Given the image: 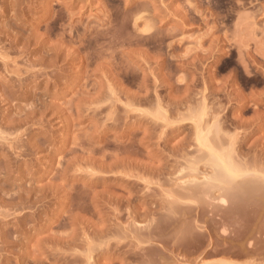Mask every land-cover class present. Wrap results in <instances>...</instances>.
Wrapping results in <instances>:
<instances>
[{
  "label": "rangeland",
  "instance_id": "374dc122",
  "mask_svg": "<svg viewBox=\"0 0 264 264\" xmlns=\"http://www.w3.org/2000/svg\"><path fill=\"white\" fill-rule=\"evenodd\" d=\"M81 1L82 0H0V54L5 55L6 57L3 56L5 59L9 56L7 59L9 61L5 62L6 60L0 55V59L2 58L5 60H0V141L4 136L0 142V212H5L6 210V213H8L10 217H15V221L18 219L17 217H19L17 222H15L12 217L11 219L10 217L8 218L7 216L9 215H6L4 212L0 215V236L4 232L6 233V235L4 234L5 238L7 237L6 239L2 238L4 236L0 237L2 238V240L0 239V264H30L28 255L30 253V255H32L33 252L35 256L32 255L31 257L36 258V256H38L37 258L41 261L43 260V264H77L78 262L80 264H90L91 261L94 264H264V0H154L155 2L153 0H102L103 2L99 0H90V2L89 0L88 2L87 0H83L84 3ZM97 2H100L99 4L103 7L102 9ZM150 2L153 6L149 4ZM85 3H87V5ZM83 4L85 7L83 6L84 9H81ZM71 5H73V8ZM146 6L148 9L150 8V11L142 8H146ZM48 7L52 9L49 11L47 10L49 9ZM142 9L146 12L145 14L144 11L142 12ZM56 11H60L62 14L60 15V12L57 13ZM56 15L61 17L60 22ZM135 16H144V19L147 18V20L150 21L148 23L149 25L146 23L147 20H139V26L137 25L138 28L133 30L132 28L134 27L132 23L134 21L133 17L135 19ZM128 20L132 27L127 29L128 31L123 30V28H121V33H119L121 29L118 31L120 36L123 32L124 35H127V37H124L122 34L126 39L122 38L121 40V38H118L120 36L117 35L116 28H120L119 26L123 24V27L126 29L124 25H126ZM53 21L54 23H52ZM124 21L127 22L124 24ZM49 26L51 29H49ZM148 27L152 29L153 34L156 36L157 44L152 41L155 39L153 38V34H151V38H153H150L151 40H148L150 36L146 37L147 40L145 38L140 39V37L143 38L146 36L145 32L144 36L142 32L146 28L148 30ZM113 29L117 35V37H114V40L112 37L116 35ZM45 30L48 31L47 34ZM111 30H113V34ZM86 31H89V33ZM94 31H96L97 34ZM108 32L112 37L108 35ZM128 32H133L134 34ZM35 34L37 35L35 36ZM42 34L49 35V37H44ZM63 35L67 36L64 38ZM96 35L98 38H96ZM132 35L136 37L133 38L131 37ZM42 36L46 40L42 38ZM38 37L45 40V43H49V46L46 44L48 46L47 48H50L54 52L44 48L46 47V45L42 43L44 41ZM29 38L30 40H28ZM115 38L118 40L120 39V42L117 39L116 41ZM64 39H66V43H63ZM70 40L76 43L73 44ZM121 41L123 43H121ZM57 42L63 44L59 45ZM114 42L117 43L114 44ZM37 43L40 46L42 44L44 46L42 45L43 47H40ZM66 45L69 48L70 46L75 47H72L75 53L72 48H70L71 50L69 48L67 49ZM62 46L64 50L65 48L67 49L65 52L70 54L73 50L72 53L80 57L76 55L74 56L75 58L73 57L72 59L70 56L73 54H71L69 57L72 60H70V58L66 60L69 54L64 53V50L61 51ZM98 51L100 56L96 54ZM101 51L105 52L102 54L100 53ZM108 53H111L110 60L108 59ZM93 54L95 55L93 56ZM101 54L102 56L104 55V58H101V60L104 59V64L108 65L109 63L108 66L112 67H110L111 70H108L110 68L101 64L100 66L102 67L103 65L106 71L112 72L113 68H117L113 65H116V63H122L126 66L122 67L118 64V67L120 65L122 69L131 70H128V74L123 75L122 72L121 74L119 73L120 76H118V72H120L119 68L121 69V67H119L115 70L113 69L115 72V74L113 73L114 76L117 75L118 77L109 76V73L106 75V71L103 70L104 68L100 67L101 71H99L100 63H97L101 61L99 58ZM76 57L82 62H80L78 58L76 59ZM28 58L30 60H28ZM111 58L114 60H111ZM107 59L108 63L105 61ZM13 60L16 63L15 65L14 62H10ZM26 60L28 63H26ZM31 60L35 63L31 62ZM67 61L69 62L67 63ZM103 61H101V63ZM3 62L4 66L2 64ZM74 62L78 64L76 63L75 65ZM79 62L83 63L81 64V70L76 69L78 66L81 67ZM5 63H10L7 64L8 68ZM69 63L70 65L71 63L73 64L71 65L72 67ZM29 65H31V68H29ZM67 65H69L70 69H68ZM83 65L85 66V70L83 69ZM13 66L17 70H13ZM34 67L36 71L37 68H39L38 70H41V68L43 70H41L42 72L38 71V75H36L37 73ZM96 67H98L97 70ZM9 68L14 72L19 71L21 76H16L19 72L17 74L13 72L15 76L12 75L13 73L8 70ZM60 68L65 69V71L63 69L61 71ZM31 69H34L36 78ZM87 69L88 71L90 70V75L85 74L86 72L88 73ZM133 69L136 73L132 72L134 71ZM95 71H99V73ZM10 72L12 74H10ZM64 72L67 76L63 74ZM70 72H74L75 74ZM102 72L105 73L104 75L106 78L107 76L110 78L108 77L106 80L104 77L105 80H103ZM56 74H60L61 76L58 75L57 77ZM92 74L101 75H96L95 77V75L93 76ZM113 74L111 73V75ZM144 74L146 79L143 78ZM31 75L33 77H31ZM44 75L48 76L44 77ZM126 75H130L131 77ZM111 77L114 78L113 80L116 79L114 82H118V84H113L114 82L111 81ZM49 78H54L53 80L57 78L53 82L50 80L54 88L48 81ZM83 79H85L87 85ZM57 81L62 83H58L59 85L57 86V84L55 85ZM90 81L92 83H90ZM96 81L99 84L98 87L94 86V84H97L95 83ZM82 85H86L84 90L80 92L82 93V97L84 95L83 93H87L89 95L85 98H94L92 101H89V99L86 101L84 97L83 99L85 100H82V97H79L80 93L78 92L81 91ZM107 85H112V89L111 87L109 89ZM93 86L97 89L102 86V88L100 87L102 93L99 91V97L103 98V100L98 97V90L96 92ZM70 87L74 88L71 89ZM120 90H122V93L119 96ZM8 92L11 94L9 93L8 95ZM126 92L129 94L128 97L130 98L125 96V94L127 95ZM76 95L81 101H86L88 103H82L79 98V100L77 99ZM108 95L112 97L110 98ZM118 99H121V103ZM39 100H42V104H40L41 102H39ZM93 101L99 106L93 103ZM67 104L69 106L71 105L70 108L73 105V109H64L67 108ZM48 105L53 108H58V111H61L59 113L62 114L64 111L65 113L67 111H72L73 116L76 117H73L71 112H69L71 115L68 114V116L64 113L66 115V120H64V117H60L63 115L60 114L59 117L63 119L60 120L62 123L59 124L60 121L58 120L60 118L57 119L59 113ZM100 105H103V110H101L102 107ZM129 105L131 107H129ZM113 106H115L114 108H116V110L113 109ZM97 107H101V111H98L99 109ZM126 107L128 110H125L127 109ZM84 108L86 111L89 109V113L86 111L84 112ZM44 109L48 111L46 112ZM79 109L84 112V117L82 116V112L78 111ZM92 110L94 112L96 111V113L92 114ZM42 111L45 113L43 114ZM128 111L130 113H128ZM55 112L57 115L55 114V117H53ZM110 113L117 116L116 118L119 120L115 119L113 121V114L111 115ZM108 115L112 119V122L107 120ZM67 117H71V120L75 118L74 122L72 120V125H68V123H71V120ZM42 119H46L47 121H45L47 123ZM67 119L68 123L66 124L64 121H67ZM39 121L43 123V126ZM77 121L79 122L78 124H76ZM65 124L69 127L70 125L73 126V128L70 127L68 129L69 131H67V133V126H64ZM74 125H77V127ZM199 126L201 130H203V135L207 134L206 136H208L209 134V137H207L208 140L206 139L208 143H205L207 146L199 142L197 135V128ZM44 130H47V132ZM73 130L75 132V136H73L74 139L82 140L79 137L77 138L78 135H81L80 137L85 140L83 142L72 139V141H78L77 144L74 143V148L72 147V141L70 142V138H72L71 136L73 135L72 133H74L70 132ZM208 131H210V133H208ZM63 134L65 138H69L66 144L67 146L65 145L64 149L63 145L61 146L63 140H65L63 139ZM66 134L69 136L67 137ZM49 135L50 138H52L50 141ZM13 137H17L16 139L14 138V140L18 142H14ZM43 138L45 140L47 138L48 140L46 141L50 142L49 144V142L47 143L44 141L49 144V149L45 148L46 143L44 144V142L42 143L44 145H41V148H43H40L41 143L39 144L38 142H41ZM57 138L60 139L58 140ZM27 139L29 142L33 139L30 142L32 144L36 142H34L35 139L38 140L35 145L40 149L31 145ZM5 143L12 147H8ZM14 143L18 144L16 145ZM21 143L22 146L24 144L25 147H22ZM28 145H31L33 149L35 148V151H33V149L31 150V146ZM52 145L53 147L51 148ZM15 146H17V149ZM92 146L96 152L93 153V150L90 151H93L91 153L96 159L98 158V163L91 154L92 159L95 160V162L91 161L93 164L92 166H95H85L88 168L81 167V169H86V173L80 170L79 174L78 171H75V169L80 168L77 163L84 161V163H80V166L86 164L85 160H87L88 155H86V159H84L85 156H83V153L87 154L86 151L88 150V154L90 155L88 148H92ZM28 147H30L29 150H26ZM60 147H62V149ZM79 147L85 152L81 151ZM21 148H25V151ZM59 149L62 151V154ZM64 150L68 153L70 152V154L64 152ZM231 150L233 151L228 152ZM13 151L17 153L15 154ZM30 151H32V153ZM72 151H75V153H73L74 155H76V153L77 155L79 154L76 159L74 158L77 163L75 161L74 163L72 160ZM101 151L107 156L105 162L103 161V154H101ZM11 152H13V154H11ZM57 152L60 153L59 156ZM24 153L26 154L24 155ZM27 153L29 155H27ZM226 153L232 154L229 155L232 156L235 160L233 161L239 167L237 168L238 171H236L243 173H239L235 181L232 180V185H227L221 180L222 178L219 175V170L215 168V164L210 158L211 156L213 158V155L227 157ZM52 154L54 155L51 156ZM66 154L68 155L67 157ZM100 154L102 156H100ZM111 154L113 155L112 158H110L112 156ZM116 154L119 155L117 156ZM13 155L15 156L13 157ZM42 155H45V157ZM25 156L28 157L26 158ZM61 156L63 159L66 157L65 159L71 160L72 166H70L71 161L69 160L62 162V159L60 163ZM79 156L83 157L80 158ZM24 157L27 159L26 161ZM53 157L55 160L58 158L56 162L52 159ZM91 157L89 156V159ZM100 157L102 158V162L106 164L103 163L104 168L109 167L110 169V164L116 163L112 165L114 169L111 170L113 171L107 168L109 171H105L104 169V171H101L102 174L100 173L99 176H97L98 174L95 176L97 172L95 173L94 171L99 170ZM49 158L52 159L53 162ZM89 159L88 162L92 160ZM29 160H31V162ZM113 160L115 161L113 162ZM117 160L120 165L117 163ZM23 161H25V163L30 162L31 168L27 163L25 165ZM13 162H16L15 167L18 166L16 168H19V166L20 168L16 169ZM48 162L50 164H48L49 166L47 165ZM31 163L33 166H31ZM67 163H69V165ZM193 163L195 165H193ZM57 165L59 168L63 166V168H61L62 171L65 169L67 172L70 170V173H72L74 170L76 174L71 175H75L77 178L75 179V176L72 177L67 173L69 175L68 177L66 173L63 174L65 171L61 172L67 177L63 176L61 172L58 173L60 169H58L59 171L57 170ZM116 165L118 169L115 168ZM72 167L76 168L73 169ZM52 168L55 171L57 170L56 173L59 174V178L58 175L55 176V181H53V177L56 173ZM90 168L94 169L92 173L95 177L91 174ZM193 169H195V171ZM88 170H90L89 173L92 176L87 177V175H89V173L87 174ZM216 171L218 173H216ZM61 175L64 177L67 184L65 183L66 185H63L64 187L62 186V188L59 187L58 184V190H56L54 187H57L56 183H59L56 181H61L60 178L63 179ZM242 175H244L245 178ZM70 178L71 180H69ZM242 182H246L247 184ZM256 183H259V185ZM60 184H64V182ZM68 184L75 188L71 190ZM30 185L32 187V193L30 192L31 190H28ZM18 186H23L22 188L27 187L28 189L24 190ZM65 186H68L67 188L72 192L73 190L75 191V189H81L82 192L86 191L88 196L91 194V197L87 196V199H82V197H85L87 194L86 192H84V194L81 192L83 196L80 198L82 195L80 193L79 196L77 195L80 199L77 198V200H75L76 198L73 196H76L79 192L76 190L74 192L75 195H73L74 193L69 191L72 193L71 195V193L67 191L68 194H65L68 196H66L63 194L66 192L64 190H67V188L63 189ZM116 186L119 187L117 188ZM16 187L19 188V190H17ZM243 187L248 188L246 189L247 192L242 189ZM59 188L64 192H61ZM20 189L23 190L22 193ZM241 189L243 190L242 193L240 191ZM258 189L260 192L257 191ZM26 190L30 193L28 192V194ZM51 190L54 191L50 192ZM234 191L238 192L236 193ZM252 191L256 192L252 194ZM57 192L60 193V195ZM2 193L4 195H2ZM5 193L8 194V196L5 195ZM61 193L64 198L60 197ZM69 194L72 196L70 199ZM95 195L98 199H92ZM3 196H7L9 200L7 197L3 198ZM10 197H12V199H10ZM60 198L64 200L62 201ZM89 198L91 203H88ZM102 198L105 199L102 200ZM222 198L227 200L225 206L221 205L220 201ZM65 199H67L68 202L67 200L65 201ZM71 199L73 202H71ZM79 200L82 201L81 203H83V205L86 204V206L93 204L94 202L92 203V201L96 200L95 206H98L96 210H99L97 212L100 214H98V216L96 214L94 215L95 206L93 210L91 206H87L91 209L90 212H86L85 207L82 206L84 207L83 211H85V213L82 211V207L79 208L81 211L76 207V210H74L75 213L72 212L71 214H67L68 209H70V211L72 209L71 207L73 205L71 204L77 201L80 202ZM69 204L70 206L68 207L67 205ZM116 204L118 209L116 208ZM220 207H223L222 209L225 213ZM242 208H245L244 211ZM113 209H116L115 213L119 212V216L118 213H116V219H113L116 216ZM234 212L236 216L233 214ZM76 213L78 216L80 215L87 218L85 221L90 219L92 223L97 221L100 222H97V226L93 225V228L96 226L93 231L92 226L90 229L88 228L89 226L87 224L92 225L89 220L87 223L83 220L84 218L79 220L80 216L79 218L77 215H75L77 216L76 218L72 216L74 219L78 218V224L83 221V223L80 224L82 227L79 225L83 230L77 228L79 227L77 223V225L75 224L72 226L74 228L76 226L78 231L76 229L73 231H77V233H73L72 227L67 226L72 232L71 236L73 238L75 237L73 240L70 236L72 238L70 240L73 246L72 248L71 245L70 247L67 245L70 244L69 239L68 242L66 239L68 233L66 235V233L62 231L65 233L62 235L67 243L66 244L62 239L64 243L62 244V235L60 238L59 232L62 230V227L64 229L67 228L64 227L65 221L69 219L70 215ZM112 214H114V216ZM5 215L7 221L3 217ZM67 215H69V217ZM168 215H172L171 218ZM72 217L70 218L72 219ZM100 217H103V219ZM101 220H103V223L107 221V225L105 226V223L103 226ZM162 220L165 222L163 225H160L163 223L161 222ZM67 221L69 223L68 225H70L71 220ZM62 222L63 226H61ZM12 223H16V227ZM19 223L25 228L20 226ZM99 223L101 228L99 227ZM59 224L60 227H58ZM83 225L85 227H83ZM114 225L118 229H116ZM107 226V229H109L108 232L105 229ZM20 227L23 231H27L28 233L19 230ZM50 227L51 229L54 227L57 233H52L54 229L52 232L49 231ZM113 227L115 230L112 229ZM97 228H100L99 230L103 229L104 233L103 231H100V233H92L95 232ZM37 229H40V231ZM56 229H58L59 232ZM119 229L122 231H118ZM80 231H87V233L83 232V234ZM58 233L59 236L57 235ZM52 234H56V238L60 239H58L59 243L57 240H54L56 238L53 239ZM69 234L71 233L69 232ZM190 234L193 235L190 236ZM7 235L10 238H8ZM185 236L187 240H194L193 243L190 242L192 243L190 245H194L195 243L199 245L196 246L195 244V248L193 246L190 248L189 242L184 238ZM163 238L166 239V242ZM87 239H89V241ZM55 241H57V244ZM82 241H85V243ZM88 242L89 244L91 243L90 245L92 247L88 245ZM62 245L65 247L63 248ZM67 249L69 251H67ZM40 250L42 252H38ZM74 253L75 255L78 254L77 257L79 260L76 259L77 257H73ZM83 255L85 257L86 255H90L91 259L89 260L91 261L89 262L87 259L88 257L85 258ZM81 257L83 258L81 259ZM35 258H30V261L36 260ZM31 264H33V261Z\"/></svg>",
  "mask_w": 264,
  "mask_h": 264
},
{
  "label": "bare ground",
  "instance_id": "6f19581e",
  "mask_svg": "<svg viewBox=\"0 0 264 264\" xmlns=\"http://www.w3.org/2000/svg\"><path fill=\"white\" fill-rule=\"evenodd\" d=\"M94 1H95V0H94ZM99 1H100V2H103L102 0H99ZM149 1H150V0H149ZM153 1H154V0H153ZM81 2H83V0H82ZM87 2H88V0H87ZM89 2H90V0H89ZM100 2H97V3L99 4ZM154 2H155V1H154ZM16 3H17V2H16ZM83 3H84V2H83ZM146 3H147V2H146ZM85 4L87 5V3H85ZM89 4H91V3H89ZM93 4H94V3H93ZM149 4L153 6V4H151V2H150ZM96 5H97V4H96ZM147 5H148V4H147ZM64 6H65V4H64ZM64 6H63V7H64ZM72 6H73V5H71V7H72ZM83 6L85 7V5L83 4L82 7H81V9H84ZM93 6H94V5H93ZM99 6L101 7V9L103 8V7L101 6V4H99ZM27 7H28V6H27ZM39 7H40V6H39ZM61 7H62V6H61ZM96 7H97V6H96ZM105 7H106V6H105ZM139 7H140V6H139ZM149 7H151V6H149ZM159 7H160V6H159ZM48 8H49V7H48ZM72 8H73V7H72ZM142 8H143L144 10L147 9L148 11H150V10H149L150 8L148 9L147 6H146V8H145V7H142ZM153 8H154V7H153ZM153 8H151V9H153ZM155 8H156V6H155ZM167 8H168V7H167ZM167 8H166V9H167ZM50 9H52V8H49V9H47V10L50 11ZM63 9H64V8H63ZM143 9H142V12L144 11ZM166 9H165V10H166ZM24 10H25V9H24ZM60 10H61V9H60ZM64 10H65V9H64ZM138 10H139V9H138ZM156 10H157V9H156ZM167 10H168V9H167ZM57 11H58V10H57ZM57 11H56V12H57ZM152 11H153V10H152ZM168 11H169V10H168ZM52 12H53V11H52ZM59 12H60V11H59ZM59 12H57V13H59ZM155 12H156V11H155ZM45 13H47V12H45ZM145 13H146V12L144 11V14H145ZM18 14H19V12H18ZM51 14H52V15H55L54 13H51ZM61 14H62V13L60 12V15H61ZM173 14H174V13H173ZM182 14H183V13H182ZM182 14H181V16H182ZM49 15H50V13H49ZM57 15H59V14H57ZM57 15H56V16H57ZM64 15H65V14H64ZM101 15H102V14H101ZM142 15H143V14H142ZM183 15H184V14H183ZM44 16H45V15H44ZM56 16H55V17H56ZM157 16H158V15H157ZM184 16H185V15H184ZM70 17H71V16H70ZM136 17H137V16H135V19H134V17H133V20H134V21H133V23L131 22V23H132V26L134 27V28H132L133 30H134L135 28H138L137 25L139 26V20L142 21V20L144 19V16H143V17L138 16L137 18H136ZM147 17H148V16H147ZM153 17H154V16H153ZM182 17H183V16H182ZM47 18H48V17H47ZM53 18H54V17H53ZM58 18H59V22H60V18H61V17H58V16H57V19H58ZM105 18H106V17H105ZM183 18H184V17H183ZM19 19H20V18H19ZM65 19H66V18H65ZM128 19H129V17H128ZM150 19H151V18H150ZM181 19H182V18H181ZM63 20H64V19H63ZM124 20H125V18H124ZM144 20H147V18L144 19ZM56 21H58V20H56ZM130 21H131V20H130ZM141 21H140V22H141ZM184 21H185V20H184ZM184 21H183V22H184ZM120 22H121V21H120ZM122 22H123V20H122ZM125 22H127V21H124V24H125ZM143 22H144V21H143ZM149 22H150V21L147 20L146 23L148 24ZM52 23H54V21H53ZM57 23H58V22H57ZM144 23H145V22H144ZM55 24H56V23H55ZM119 24H120V23H119ZM147 24H146V26H147ZM51 25H52V24H51ZM130 25H131V24H130V22H129V20H128V22L126 23V25H124V26L126 27V29L123 27V24H121L122 27L119 26L120 28H116V32L118 33V31H119L121 28H123V30L128 31L127 29H130V28L132 27V26H130ZM144 25H145V24H144ZM148 25H149V24H148ZM53 26H54V25H53ZM49 27H50V26H49ZM128 27H129V28H128ZM153 27H154V26H153ZM52 28H54V27H52ZM113 28H114V27H113ZM148 28H149L148 30H147V28H146V29H144L143 32H142L143 36H144V32H145L146 36H144L143 38L140 37V39H144V38L146 39V37H148V36H150V37H148V40L151 38V36H152L151 34H153V32H152V29H151L150 27H148ZM2 29H3V28H2ZM49 29H51V27H50ZM150 29H151V30H150ZM53 30H54V29H53ZM92 30H94V29H92ZM113 30H114V29H113ZM113 30H111V32H112ZM133 30H132V31H133ZM145 30H146V31H145ZM153 30H154V29H153ZM45 31H47V30H45ZM74 31H75V30H74ZM96 31H97V30H96ZM96 31H94V32H96ZM121 31H122V29L119 31V33H121ZM126 31H125V32H126ZM51 32H52V31H51ZM51 32H50V33H51ZM84 32H85V31H84ZM86 32L89 33V31H86ZM97 32H98V31H97ZM97 32H96V34H97ZM105 32H107V31H105ZM113 32H114V34L116 33L115 30H114ZM113 32H112V34H113ZM150 32H152V33H150ZM45 33L47 34L48 31L45 32ZM119 33H118L117 35L120 36ZM123 33H124V32H123ZM123 33H122V34H123ZM128 33H133V32H128ZM137 33H138V32H137ZM140 33H141V32H140ZM148 33H149L150 35H149ZM90 34H91V31H90ZM98 34H99V33H98ZM122 34H121L120 37H118V38H121V40H122V38H124L125 36L127 37V35H124V34H123V35H124V37H123ZM133 34H134V33H133ZM147 34H148V35H147ZM36 35H37V34H35V36H36ZM42 35H43V34H42ZM68 35H71V34H68ZM86 35H87V34H86ZM88 35H89V34H88ZM108 35H109V32H108ZM115 35H116V34H115ZM117 35H116V36H113V37H112L111 35H109V36H111V37L113 38V40H114V37H117ZM129 35H130V34H129ZM38 36H39V35H38ZM43 36H44V37H45V36H46V37H49V35H48V36H47V35H43ZM43 36H42V38H44ZM63 36H64V35H63ZM63 36H62V37H63ZM65 36H67V35H65ZM65 36H64V38H65ZM104 36H105V34H104ZM109 36H108V37H109ZM153 36H154L153 38L156 37L154 34H153ZM40 37H41V36H40ZM50 37H51V35H50ZM68 37H69V36H68ZM89 37H90V36H89ZM92 37H93V36H92ZM100 37H101V36H100ZM106 37H107V36H106ZM111 37H110V38H111ZM129 37H130V36H129ZM131 37L134 38V37H136V36H135V35H132ZM38 38H39V37H38ZM42 38H39V39H42ZM96 38H98L97 35H96ZM112 38H111V39H112ZM153 38H151V39H153ZM44 39H45V38H44ZM47 39H48V38H47ZM70 39H71V37H70ZM83 39H84V38H83ZM91 39H92V38H91ZM111 39H110V40H111ZM116 39H117V38H115V40H116ZM124 39H126V38H124ZM128 39H129V38H128ZM151 39H150V40H151ZM155 39H156V38H155ZM155 39H153L152 41H153V43H156V44H157V39H156V40H155ZM28 40H30V38H29ZM42 40H43V39H42ZM45 40H46V39H45ZM45 40H43L44 42H42V43L46 45L47 43H45ZM48 40H49V39H48ZM50 40H51V38H50ZM65 40H66V39H64V41H65ZM87 40H90V39H87ZM97 40H99V39H97ZM97 40H96V41H97ZM117 40H118V39H117ZM117 40H116V41H117ZM132 40H133V39H132ZM146 40H147V39H146ZM146 40H145V41H146ZM31 41H32V40H31ZM59 41H60V39H59ZM61 41H62V40H61ZM64 41H63V43H66V41H65V42H64ZM70 41L73 43V40H70ZM96 41H94V42H96ZM118 41L120 42V39H119ZM152 41H151V42H152ZM154 41H156V42H154ZM46 42H47V41H46ZM91 42L93 43L92 40H91ZM110 42H111V41H110ZM126 42H127V41H126ZM126 42H125V43H126ZM34 43H35V42H34ZM38 43H39V42H38ZM38 43H37V44H38ZM53 43H54V42H53ZM57 43H58V42H57ZM63 43H62V44H63ZM75 43H76V42H75ZM75 43H73V44H75ZM97 43H98V42H97ZM116 43H117V42H114V44H116ZM121 43H123V42L121 41ZM121 43H120V44H121ZM43 44H42V45H43ZM48 44H49V43H48ZM48 44H47V45H48ZM50 44H51V41H50ZM58 44L60 45L61 43H58ZM62 44H61V45H62ZM67 44H68V42H67ZM158 44H159V41H158ZM38 45H39V44H38ZM42 45H41V46L39 45V46H40V47H43L44 45H43V46H42ZM47 45H46V47H44V48H47V47L49 46V45H48V46H47ZM69 45H70V44H69ZM112 45H113V44H112ZM118 45H119V44H118ZM127 45H128V44H127ZM92 46H93V45H92ZM94 46H97V45H94ZM115 46H116V45H115ZM119 46H121V45H119ZM119 46H117V47H119ZM59 47H60V46H59ZM59 47H57V48H59ZM66 47H67V45H66ZM72 47H73V46H70V48H72ZM35 48H37V47H35ZM53 48H55V47H53ZM64 48H65V46H64ZM68 48H69V47H67V49H68ZM70 48H69V49H70ZM73 48H75V47H73ZM73 48H72V49H73ZM114 48H115V47H114ZM41 49H42V48H41ZM47 49H50V48H47ZM67 49L65 48V50H67ZM76 49H77V48H76ZM35 50H37V49H35ZM44 50H45V49H44ZM50 50H51V49H50ZM57 50H58V49H57ZM59 50H60V49H59ZM63 50H64V49H63V46H62V50H61V51H63ZM65 50H64V53H67V52H65ZM70 50H71V49H70ZM73 50H74V49H73ZM73 50H72V52H73ZM51 51H53V50H51ZM93 51H95V50H93ZM49 52H50V51H49ZM53 52H54V51H53ZM69 52H71V51H69ZM72 52H71L70 54L67 53V54H69V55H68V56L66 55V56L68 57L66 60H68L70 57H72V59H73V57L77 55V54L74 55ZM77 52H78V50H77ZM91 52H92V51H91ZM91 52H90V53H91ZM104 52H105V51H104ZM104 52L101 51L100 53L103 54ZM116 52H117V51H116ZM64 53H63V54H64ZM74 53H75V50H74ZM92 53H94V52H92ZM25 54H27V53H25ZM55 54H56V52H55ZM63 54H62V55H63ZM71 54H73V55H71ZM96 54L99 55V51H98V53H96ZM102 54H101V57H99L100 55L98 56V57L100 58V60H101L102 57L104 58V55L102 56ZM106 54H107V53H106ZM106 54H105V55H106ZM108 54H109V53H108ZM117 54H118V53H117ZM0 55H1V54H0ZM70 55H71V56H70ZM94 55H95V54H93V56H94ZM110 55H111V53L109 54V57H108L109 60H110V57H111ZM114 55H115V54H114ZM133 55H134V54H133ZM3 56H5V55H1L2 58H4ZM21 56H23V55H21ZM27 56H28V55H27ZM69 56H70V57H69ZM77 56H78V55H77ZM127 56H128V55H127ZM135 56H136V55H135ZM135 56H134V57H135ZM137 56H138V55H137ZM5 57H6V56H5ZM58 57H59V56H58ZM78 57H80V56H78ZM78 57H76V59H77ZM98 57H96V58H98ZM2 58H1V59H2ZM8 58H9V56H8L6 59L4 58L6 61H5L4 59H2V60H4L5 62H7V61H9V60H7ZM18 58H19V57H18ZM20 58H21V57H20ZM56 58H57V56H56ZM74 58H75V57H74ZM1 59H0V60H1ZM72 59L70 58V60H72ZM80 59H81V58H80ZM90 59H91V58H90ZM105 59H106V58H105ZM108 59L105 60V61L107 62ZM17 60H18V59H17ZM28 60H30V59L28 58ZM70 60H69V61H70ZM78 60H79V58H78ZM81 60H82V59H81ZM92 60H93V59H92ZM98 60H99V59H98ZM103 60H104V59H102L101 61H103ZM111 60H114V59L111 58ZM69 61H67V63H68ZM79 61H80V60H79ZM94 61H95V60H94ZM96 61H97V59H96ZM101 61H100V62H97V63H100V64H99V71H101V69H100L101 66H100V65H101V64H104V61H103L102 63H101ZM10 62H14V65L16 64L14 60H13V61H10ZM31 62H33V61L31 60ZM80 62H82V61H80ZM80 62H79V63H80ZM26 63H28L27 60H26ZM29 63H30V62H29ZM33 63H35V62H33ZM74 63H75V62H74ZM76 63H77V62H76ZM76 63H75V65H76ZM107 63H108V62H107ZM110 63H112V62H110ZM138 63H139V62H138ZM2 64H3V66H4V62H3ZM7 64H10V63H7ZM7 64L5 63L6 67L8 68V65H7ZM11 64H12V63H11ZM30 64H31V63H30ZM77 64H78V63H77ZM81 64H83V63H80V65H81ZM118 64H120V63H116V65H115V64H113V65L116 66L117 68H119V67H121V66H122V67L125 66V65H123V64L121 63V64H120L121 66L119 65V67H118ZM12 65H13V64H12ZM24 65H25V63H24ZM27 65H28V64H27ZM27 65H26V66H27ZM32 65H33V64H32ZM35 65H38V64H35ZM69 65H70V63H69ZM69 65H67V66H68V69H70V68H69ZM71 65H73V64L71 63ZM71 65H70V66H71ZM97 65H98V64H97ZM108 65H109V63H108ZM108 65L104 64L105 67L107 66L108 68H110L111 66L109 67ZM30 66H31V65H29V68H31ZM83 66H84V65H83ZM104 66L102 65L101 68H104ZM129 66H130V64H129ZM129 66H128V67H129ZM11 67H12V66H11ZM71 67H72V66H71ZM122 67H121V69H122ZM125 67H126V66H125ZM136 67H137V66H136ZM16 68H17V65H16ZM16 68H14V66H13L12 69H13V70H14V69L17 70ZM27 68H28V67H27ZM27 68H25V69H27ZM63 68H64V65H63ZM63 68H62V69H63ZM80 68L82 69V65H81V67L78 66V68H76V69H80ZM111 68H112V67H111ZM111 68L108 69V70H111ZM117 68H115V69H117ZM129 68H130V67H129ZM131 68H132V67H131ZM12 69L10 70V68H9L8 70H10V71L13 73L14 71H13ZM34 69H35V67H34ZM34 69H31V70H33V71H32V72H33V75H34V73H35V72H34ZM38 69H39V68H37V71H36V69H35V71H36V73H37V74L35 73L36 75H38V71L40 72L41 70H43L42 68H41V70H38ZM52 69H53V68H52ZM60 69H61V68H60ZM62 69H61V71H62ZM66 69H67V68H66ZM81 69H80V70H81ZM83 69L85 70V66L83 67ZM97 69H98V67H96V70H97ZM113 69H114V68H113ZM113 69H112V72H111V71L109 72L108 70H107V71H108V72H107V71H106V68H104L103 70L106 71V72H105L106 75H107V73H109V74H108L109 76H112V77H115V78H116L117 75L114 76L115 72L113 71ZM115 69H114V70H115ZM121 69L119 68L120 72H118V76H120L119 73L121 74L122 72H123V75L128 74V73H127L128 70H131V69H125V68H124L125 70L122 69V70H124V71H122ZM8 70H7V72L9 73ZM63 70L65 71V69H63ZM72 70H74V69H72ZM133 70H134V69H133ZM143 70H144V69H143ZM5 71H6V69H5ZM20 71H21V70H20ZM29 71H30V70H29ZM29 71H28V72H29ZM77 71L80 72L79 70H77ZM87 71H88V69H87ZM89 71H90V70H89ZM89 71H88V73H87L86 71H85L86 73H85V72H84V73L90 75ZM99 71H95V72L99 73ZM125 71H126V72H125ZM11 72H10V74H12ZM18 72H19V71H15L14 73L17 74ZM30 72H31V71H30ZM41 72H42V71H41ZM91 72H92V71H91ZM116 72H117V71H116ZM124 72H125V73H124ZM132 72H133V73H136L135 70L132 71ZM14 73H13L12 75H14ZM22 73H23V72H22ZM50 73H51V72H50ZM58 73H59V72H58ZM70 73H72V72H70ZM73 73H74V72H73ZM73 73H72V74H73ZM76 73H77V72H76ZM81 73H82V72H81ZM81 73H80V74H81ZM84 73H83V74H84ZM92 73H94V72H92ZM102 73H103V74H102ZM102 73H101V74L103 75V76H102V77H103V80H105V79H104V77H105L104 74H105V73H104V72H102ZM111 73H112V74L114 73V74L111 75ZM130 73H131V72H130ZM19 74H20V72H19L16 76H19V77H20L21 74H20V75H19ZM26 74H27V73H26ZM26 74H23V75H26ZM31 74H32V73H31ZM40 74H41V73H40ZM44 74H45V73H44ZM46 74H47V73H46ZM63 74H66V73L64 72ZM72 74H69V75H72ZM74 74H75V73H74ZM83 74H82V75H83ZM101 74H100V75H101ZM131 74H132V73H131ZM137 74H138V73H137ZM137 74H136V75H137ZM145 74H146V72H145ZM145 74L143 75V78H145ZM58 75H60V74H58ZM58 75L56 74L57 77H58ZM78 75H79V73H78ZM92 75L94 76L95 74H92ZM96 75H97V74H96ZM96 75H95V77H96ZM98 75H99V74H98ZM98 75H97V76H98ZM100 75H99V76H100ZM123 75H121V76H123ZM14 76H15V75H14ZM27 76H28V74H27ZM34 76H35V75H34ZM47 76H48V75H46V76L44 75V77H47ZM56 76H55V77H56ZM60 76H61V75H60ZM63 76H64V75H63ZM66 76H67V74H66ZM66 76H65V77H66ZM76 76H77V75H76ZM76 76H75V78H76ZM84 76L87 77L86 75H84ZM84 76H83V77H84ZM109 76H107V78H108ZM118 76H117V77H118ZM126 76H130V75H126ZM134 76H135V75H134ZM137 76H138V75H137ZM9 77H10V76H9ZM12 77H13V76H12ZM12 77H11V79H12ZM29 77H30V74H29ZM31 77H33V76L31 75ZM50 77H51V76H50ZM78 77H80V76H78ZM85 77H84V78H85ZM112 77H111V79H112L111 81L114 82L116 79L113 80L114 78H112ZM130 77H131V76H130ZM138 77H139V76H138ZM2 78H3V77H2ZM35 78H36V76H35ZM37 78H38V77H37ZM39 78H40V76H39ZM42 78H43V77H42ZM62 78H63V77H62ZM70 78H71V76H70ZM73 78H74V77H73ZM88 78H90V77H88ZM105 78H106V77H105ZM107 78H106V80H107ZM109 78H110V77H109ZM124 78H126V77H124ZM132 78H135V77H132ZM18 79H19V78H18ZM31 79H32V78H31ZM44 79H45V78H44ZM53 79H54V78H53ZM53 79H50V78H49L48 81L50 82V80H52V82H53V81H55L57 78H55V80H53ZM63 79H64V78H63ZM71 79H72V78H71ZM79 79H81V78H79ZM96 79H97V78H96ZM128 79H129V78H128ZM128 79H127V80H128ZM145 79H146V78H145ZM145 79H144V80H145ZM6 80H7V79H6ZM19 80H20V79H19ZM36 80H37V79H36ZM42 80H43V79H42ZM58 80H59V78H58ZM64 80H65V79H64ZM73 80H74V79H73ZM83 80L85 81V79H83ZM87 80H88V79H87ZM130 80H131V79H130ZM130 80H129V81H130ZM134 80H135V79H134ZM10 81H11V80H10ZM26 81H27V80H26ZM48 81H47V82H48ZM75 81H76V80H75ZM81 81H82V80H81ZM88 81H89V80H88ZM94 81H95V80H94ZM99 81H100V80H99ZM101 81H102V79H101ZM109 81H110V80H109ZM121 81H122V80H121ZM125 81H126V80H125ZM4 82H5V81H4ZM40 82H41V81H40ZM49 82H48V83H49ZM68 82H69V81H68ZM72 82H73V81H72ZM104 82L108 83L107 81H104ZM113 82H112V83H113ZM119 82H120V81H119ZM145 82H146V80H145ZM50 83H51V82H50ZM58 83H60V82H59V81H57V83L55 82V85L57 84V86H58V85H59ZM61 83H62V82H61ZM61 83H60V84H61ZM64 83H65V81H64ZM85 83H86V85H87V82H86V81H85ZM90 83H92V82L90 81ZM95 83L98 84L97 81H96ZM100 83H101V82H100ZM106 83H105V84H106ZM132 83H133V82H132ZM51 84H52V83H51ZM65 84H66V83H65ZM97 84H94V86H97V87H98L99 84H98V85H97ZM102 84H103V83H102ZM110 84H111V83H110ZM113 84H118V82H117V83L114 82ZM10 85H11V84H10ZM48 85H49V84H48ZM63 85H64V84H63ZM70 85H71V84H70ZM72 85H73V84H72ZM86 85H84V86L82 85L81 87H82L83 89L81 88V91H79L78 93L82 92V90H84V88H85ZM100 85H101V84H100ZM94 86H93V87H94ZM107 86H108V85H107ZM111 86H112V85H111ZM111 86H110V85L108 86L109 89H110ZM114 86H115V85H114ZM120 86H121V85H120ZM146 86H147V85H146ZM153 86H154V85H153ZM48 87H49V86H48ZM52 87H53V84H52ZM75 87H76V86H75ZM100 87L102 88V86H100ZM100 87H99V88H100ZM117 87H118V86H117ZM144 87H145V86H144ZM144 87H143V88H144ZM155 87H156V86H155ZM53 88H54V87H53ZM70 88L73 89L74 87H73V88L70 87ZM87 88H89V87H87ZM99 88L97 89L96 87H94V89H96V92H97V90H98V97L100 96L99 91H100V92L102 91V89L100 88V90H99ZM105 88H106V87H105ZM120 88H121V87H120ZM146 88H147V87H146ZM89 89H90V88H89ZM89 89H88V90H89ZM111 89H112V87H111ZM114 89H115V88H114ZM116 89H117V88H116ZM147 89H148V88H147ZM46 90H47V89H46ZM86 90H87V89H86ZM86 90H85V91H86ZM145 90H146V89H145ZM92 91H93V90H92ZM92 91H90V92H92ZM112 91H113V90H112ZM121 91H122V90H120V92H119V96H120V94L122 93ZM83 92H84V91H83ZM87 92H88V91H87ZM96 92H94V93H96ZM109 92H111V91H109ZM109 92H108V93H109ZM146 92H147V90H146ZM9 93H10V92H8V95H9ZM15 93H16V92H15ZM92 93H93V92H92ZM101 93H102V92H101ZM108 93H107V94H108ZM111 93H113V92H111ZM111 93H110V95H111ZM116 93H117V92H116ZM123 93H124V92H123ZM126 93H127V92H126ZM10 94H11V93H10ZM12 94H13V91H12ZM45 94H46V93H45ZM83 94H84V95H83L84 98H85L87 95H89V94H87V93H86V94L83 93ZM91 95H93V94H91ZM91 95H90V96H91ZM96 95H97V94H96ZM110 95H108V97L111 98L112 96H110ZM112 95H115V94H112ZM122 95H124V94H122ZM122 95H121V96H122ZM128 95H129L128 93H127V95L125 94V96H126L127 98H130V97H128ZM15 96H16V95H15ZM94 96H95V95H94ZM103 96H105V95H103ZM76 97H77V99H78L79 97L81 98V97H82V93L79 94V97H78L77 95H76ZM83 97H82L81 99H82V100H85V99H86V101H88V99H89V101H92V100L94 99V98H93V99H90V98H85V99H83ZM87 97H88V96H87ZM95 97H96V96H95ZM105 97H106V96H105ZM123 97H124V96H123ZM123 97H122V98H123ZM126 97H125V98H126ZM80 98H79V99H80ZM99 98H100V97H99ZM99 98H98V99H99ZM114 98H115V97H114ZM114 98H112V99H114ZM79 99H78V100H79ZM81 99H80V101H81ZM95 99H96V98H95ZM100 99L103 100V98H100ZM100 99H99V100H100ZM102 100H101V101H102ZM118 100H119V99H118ZM120 100H121V99H120ZM120 100H119V101H120ZM122 100H123V99H122ZM124 100H125V99H124ZM41 101H42V100H41ZM41 101L39 100V102H41ZM86 101H84V102L81 101V102L87 104L88 102H86ZM94 101H95V100H94ZM94 101H93V103H95ZM130 101H131V100H130ZM44 102H45V101H44ZM72 102H73V101H72ZM78 102H79V101H78ZM78 102H77V103H78ZM116 102H118V101H116ZM93 103H92V104H93ZM103 103H104V101H103ZM120 103H121V101H120ZM37 104H38V103H37ZM40 104H42V102H41ZM52 104H53V103H52ZM69 104H70V103H69ZM72 104H73V103H72ZM95 104H96V103H95ZM95 104H93V105L96 106L97 104H96V105H95ZM127 104H128V103H127ZM130 104H132V103H130ZM7 105H8V104H7ZM45 105H47V104H45ZM76 105H77V104H76ZM79 105H80V104H79ZM103 105H104V104H103ZM103 105H102V106H103ZM48 106L51 107L50 105H48ZM61 106H62V105H61ZM70 106H71V105H70ZM70 106L67 104V108H64V109H66V110H67V109L70 110V109L73 107V105H72L71 108H70ZM97 106H99V105H97ZM100 106H101V105H100ZM102 106H101V107H102ZM120 106H121V105H120ZM122 106H123V105H122ZM33 107H34V106H33ZM35 107H36V106H35ZM45 107H46V106H45ZM68 107H69V108H68ZM101 107H99V108L97 107V108L99 109V110H98V109H97V110H98V111L103 110V107H102V109H101ZM114 107H115V106H113V109L116 110V108H114ZM129 107H131V106L129 105ZM38 108H39V107H38ZM51 108H53V107H51ZM76 108H77V106H76ZM85 108H86V107H85ZM85 108H84V109H85ZM87 108H88V107H87ZM117 108H118V107H117ZM126 108H127V107H126ZM40 109H41V107H40ZM45 109H46V108H45ZM45 109H44V110H45ZM47 109H48V108H47ZM53 109H54L55 111H57L58 113L61 112V111H58V108H55V107H54ZM56 109H57V110H56ZM60 109H62V108H60ZM64 109H63V110H64ZM72 109H73V108H72ZM84 109H83V110H84ZM89 109H90V107H89ZM89 109H87V111H86V109H85L84 112L86 111L87 113H89V112H88ZM100 109H101V110H100ZM51 110H52V109H51ZM51 110H50V112H51ZM63 110H62V112H63ZM76 110H77V109H76ZM111 110H112V108H111ZM111 110H110V112H111ZM119 110H120V109H119ZM125 110H128V108L125 109ZM9 111H10V110H9ZM45 111H46V110H45ZM47 111H48V110H47ZM47 111H46V112H47ZM73 111H74V110H73ZM78 111H81V110L79 109ZM89 111H90V110H89ZM92 111H93V110H92ZM132 111H133V110H132ZM136 111H137V110H136ZM19 112H20V111H19ZM42 112H43V111H42ZM69 112H71V114H72V111H69ZM69 112L67 111V112L65 113V111H64L63 114H62V113H59L58 115H57L56 112H55V113L53 114V117H55L54 115L56 114V115L58 116L57 119L60 118V117H64V120H66V117H65L66 115H65V114H67V116H68V114L71 115ZM81 112H82V114H83L82 116L84 117V115H85L84 112H83V111H81ZM112 112H113V111H112ZM17 113H18V112H17ZM44 113H45V112H43V114H44ZM64 113H65V114H64ZM79 113H80V112H79ZM94 113H96V111H95V112L93 111L92 114H94ZM100 113H101V112H100ZM116 113H117V111H116ZM126 113H127V112H126ZM128 113H130V112L128 111ZM132 113H133V112H132ZM18 114H19V113H18ZM34 114H35V113H34ZM43 114H41V115H43ZM60 114L63 115V116H60ZM110 114H111V113H110ZM110 114H109V115H110ZM112 114H113V113H112ZM112 114H111V115H112ZM32 115H33V114H32ZM109 115H108V118H107L108 121H109V120L111 121L112 119H113V121H114L115 119H117V118H116L117 116H114V114H113V118H112L111 115H110V117H111L112 119L109 117ZM19 116H20V115H19ZM37 116H38V115H37ZM59 116H60V117H59ZM72 116H73V114H72ZM86 116H87V115H86ZM88 116L90 117L89 114H88ZM94 116H95V115H94ZM125 116H127V115H125ZM44 117H45V116H44ZM73 117H76V116H73ZM80 117H81V116H80ZM92 117H93V116H92ZM95 117H96V116H95ZM67 118H68V117H67ZM69 118H70V120H71V117H69ZM69 118H68V119H69ZM77 118H78V117H77ZM109 118H110V119H109ZM28 119H29V118H28ZM53 119H54V118H53ZM55 119H56V118H55ZM62 119H63V118H60L58 121H60V120H62ZM68 119H67V121H64V122H66V124L68 123ZM40 120H41V119H40ZM42 120L45 121L46 119H42ZM70 120H69V121H70ZM72 120H73V122H74L75 118H73ZM72 120L70 121L71 123H68V125H69V124L72 125ZM76 120H77V119H76ZM80 120H81V119H80ZM117 120H119V119H117ZM127 120H128V119H127ZM37 121H38V120H37ZM46 121H47V120H46ZM46 121H45V122H46ZM53 121H54V120H53ZM58 121H57V122H58ZM110 121H109V122H110ZM19 122H20V121H19ZM64 122H63V124H64ZM111 122H112V121H111ZM117 122H118V121H117ZM197 122H198V121H197ZM39 123H41V121H39ZM46 123H47V122H46ZM58 123H59V122H58ZM61 123H62V122L60 121L59 124H61ZM78 123H79V122L77 121L76 124H78ZM106 123H107V122H106ZM41 124H42V126H43V123H41ZM41 124H40V125H41ZM63 124H62V127H63ZM66 124H65L64 126H67V127H66V133H67V131H69L68 129H69L70 127L73 128V126L70 125V127H69V126L66 125ZM74 124H75V123H74ZM198 124H199V123H198ZM104 125H105V124H104ZM42 126H41V127H42ZM49 126H50V125H49ZM60 126H61V125H60ZM74 126H75V125H74ZM197 126H198V125H197ZM38 127H39V126H38ZM44 127H45V124H44ZM44 127H43V128H44ZM75 127H77V125H76ZM75 127H74V128H75ZM104 127H105V126H104ZM104 127H103V128H104ZM63 128H64V127H63ZM94 128H95V127H94ZM94 128H93V129H94ZM99 128H100V127H99ZM37 129H38V128H37ZM37 129H36V130H37ZM50 129H52V128H50ZM97 129H98V128H97ZM42 130H43V129H42ZM47 130H48V129H47ZM47 130H44V131L47 132ZM197 130H198V131H197V133H198L197 135H198L199 142H200L201 144H204V145H205V143H208V142L206 141V139H207V137H209V134H208V136H206L207 134H206V135L204 134V135L206 136V137H205V136L203 135V133H202L203 130H201L200 126L197 128ZM92 131H94V130H92ZM34 132H35V131H34ZM42 132H43V131H42ZM62 132H63V131H62ZM72 132H74V130L71 131L70 133H72ZM204 132H205V131H204ZM3 133H4V132H3ZM22 133H23V132H22ZM49 133H50V131H49ZM63 133H64V132H63ZM68 133H69V132H68ZM101 133H102V132H101ZM208 133H210V131H208ZM9 134H10V133H9ZM72 134H73V135L71 136L72 138H70V142L72 141V139H74L73 136H75V132L72 133ZM99 134H100V133H99ZM21 135H22V134H21ZM83 135H84V134H83ZM2 136H3V135H2ZM63 136H64V134H63ZM63 136H62V138H63ZM66 136H67V134H66ZM68 136H69V135H68ZM68 136H67V137H68ZM76 136H77V134H76ZM80 136H81V135H80ZM80 136L78 135L77 138L79 137V138L82 139V140H79V139H74V140H79V141H83V142H84V141H85V140H83L84 138H81ZM0 137H1V136H0ZM32 137H33V136H32ZM84 137H85V135H84ZM87 137H88V136H87ZM3 138H4V136L2 137V139H3ZM14 138H15V137H13V140H14ZM16 138H17V137H16ZM16 138H15V139H16ZM30 138H31V137H30ZM30 138H29V139H30ZM62 138H61V139H62ZM2 139H1V141H2ZM10 139H11V138H10ZM51 139H52V138H50V135H49V141H50ZM57 139H58V138H57ZM59 139H60V138H59ZM59 139H58V140H59ZM63 139H65V140H63L62 144H61V143H60V144H61V146L63 145V149H64V146L68 143L69 138H65V136H64ZM85 139H86V138H85ZM89 139H90V138H89ZM8 140H9V139H8ZM17 140H18V139H17ZM19 140H20V139H19ZM27 140H28V139H27ZM32 140H33V139H32ZM32 140H30V142H31ZM46 140H48V139L46 138ZM46 140L43 138V140L41 139V142H40V141L38 142V140L35 139L34 142H35V141H36V142H35L34 144L30 143L29 140H28V142H29L31 145H34V146H36L35 144H36L37 142H38L39 144L41 143V144H40V148H41V145H44V144L47 142ZM54 140H55V139H54ZM58 140H57V141H58ZM90 140H91V139H90ZM90 140H89V141H90ZM92 140H93V138H92ZM204 140H205V141H204ZM207 140H208V139H207ZM209 140H210V139H209ZM1 141H0V142H1ZM3 141H5V140H3ZM11 141H12V139H11ZM15 141H16V140H14V142H15ZM44 141H46V142H44ZM49 141H48V142H49ZM52 141H53V140H52ZM55 141H56V140H55ZM61 141H62V140H61ZM87 141H88V139H87ZM201 141H203V142H201ZM5 142H6V141H5ZM16 142H18V141H16ZM25 142H27V141H25ZM25 142H23V143H25ZM43 142H44V144H42ZM48 142H47V143H48ZM53 142H54V141H53ZM59 142H60V141H59ZM70 142H69V143H70ZM77 142H78V141H76V142H75V141H72V143H73L72 147L75 146L74 143L77 144ZM104 142H105V141H104ZM7 143H8V142H7ZM29 143H27V144H29ZM47 143H46V145H45V148H46V149H49V148H48V145L50 144V142H49V144H47ZM51 143H52V142H51ZM111 143H112V142H111ZM1 144H2V143H1ZM3 144H4V142H3ZM3 144H2V145H3ZM5 144H6V143H5ZM11 144H12V143H11ZM14 144H16V143H14ZM17 144H18V143H17ZM17 144H16V145H17ZM19 144H20V143H19ZM52 144H54V143H52ZM85 144H86V143H85ZM85 144H84V145H85ZM106 144H107V142H106ZM231 144H232V143H231ZM6 145H8V144H6ZM6 145H5V147H6ZM12 145H13V144H12ZM31 145H28V146H31ZM37 145H38V144H37ZM54 145H55V144H54ZM78 145H79V144H78ZM204 145H203V146H204ZM232 145H233V144H232ZM232 145H231V146H232ZM0 146H1V145H0ZM9 146H11V145H8V147H9ZM19 146H20V145H19ZM21 146H22V143H21ZM23 146H24V144H23ZM23 146H22V147H23ZM34 146H33V147H34ZM46 146H47V147H46ZM66 146H67V145H66ZM68 146H69V144H68ZM105 146H106V145H105ZM108 146H109V145H108ZM205 146H207V144H206ZM5 147H4V149H5ZM11 147H12V146H11ZM11 147H10V148H11ZM16 147H17V146H15V148H16ZM24 147H25V146H24ZM37 147H38V146H36V148H37ZM52 147H53V145L51 146V148H52ZM77 147H78V146H77ZM85 147H86V145H85ZM232 147H233V146H232ZM1 148H2V147H1ZM15 148H14V149H15ZM26 148H27V147H26ZM29 148H30V147H28V149H26V150H29ZM38 148H39V147H38ZM40 148H39V149H40ZM42 148H43V147H42ZM42 148H41V149H42ZM60 148L62 149V147H60ZM73 148H74V147H73ZM73 148H71V149H72V150H75V149H76V147H75V149H73ZM83 148H84V147H83ZM113 148H114V147H113ZM230 148H231V147H230ZM16 149H17V148H16ZM16 149H15V151H16ZM21 149H22V148H21ZM23 149H24V151H25V148H23ZM23 149H22V150H23ZM30 149H31V150L33 149L32 146H31ZM39 149H36V150H39ZM57 149H58V148H57ZM57 149H55V150H57ZM71 149H70V150H71ZM79 149H81V147H79ZM88 149H89V153H90V155L88 154V150L86 151L87 154H84V153H83V156H85L84 159H86V155H88V156H87V157H88L87 160H85V161H86V164H88V163L91 162V161H94V162H95V160H96L97 163H98V160H97L98 158L96 159L95 156L91 153V152L94 151L93 146H92V148H88ZM108 149H109V148H108ZM110 149H111V147H110ZM231 149H232V148H231ZM9 150H10V149H9ZM12 150H13V149H12ZM51 150H52V149H51ZM59 150H60V149H59ZM59 150H58V152H59ZM70 150H69V151H70ZM76 150H77V149H76ZM90 150H93V151H90ZM118 150H119V149H118ZM10 151H11V150H10ZM15 151H13V152H15ZM33 151H35V148L33 149ZM39 151H41V150H39ZM47 151H48V150H47ZM60 151H61V150H60ZM81 151L85 152L83 149H81ZM81 151H80V152H81ZM109 151H111V150H109ZM115 151H116V150H115ZM232 151H233V150L228 151V152H232ZM13 152H11V154H13ZM17 152H18V150H17ZM17 152H15V154H16ZM27 152H28V151H27ZM30 152L32 153V151H30ZM54 152H55V151H54ZM58 152H57V153H58ZM64 152H66V151L64 150ZM76 152H77V151H76ZM95 152H96V151H94L93 153H95ZM234 152H235V151H234ZM18 153H19V152H18ZM31 153H30V154H31ZM51 153H53V152H51ZM66 153H68V152H66ZM73 153H75V151H74V152L72 151V154H71V155H72V158H73L72 160H73V162H74V161H75L74 158L76 159V158L78 157L79 154L77 155V153H76V155H77V156H76V155H74ZM113 153H114V152H113ZM116 153H118V152H116ZM210 153H211V152H210ZM22 154H23V153H22ZM25 154H26V153H24V155H25ZM35 154H36V153H35ZM54 154H55V153H54ZM54 154H52L51 156H53ZM59 154H60V153H58V156H59ZM61 154H62V151H61ZM68 154H70V152H69ZM91 154H92V157H93L95 160L92 159ZM98 154H99V153H98ZM101 154H103V156H102ZM101 154H100V156H102L103 161L105 162V159H107V156H106V154L103 153L102 151H101ZM226 154H227V153H226ZM229 154L232 155L231 153H228V154H227V157H226V156H222V155H215V156L213 155V158H212V156L210 157V158L212 159V160H211V159H210V160L215 164V168H217V170H219L218 172H219L220 177L222 178L221 180H222L224 183H226L227 185H230V184L232 183V180L235 181L236 177H238V174L240 173V172H237V171H238L237 168H239L238 165L235 164V162H234L235 160H234V159L232 158V156H230ZM17 155H19V154H17ZM27 155H29V154L27 153ZM33 155H34V152H33ZM33 155H32V156H33ZM111 155H112V154H111ZM116 155H117V154H116ZM118 155H119V154H118ZM118 155H117V156H118ZM14 156H15V155H13V157H14ZM20 156H21V155H20ZM32 156H31V157H32ZM34 156H35V155H34ZM42 156L45 157V155H42ZM42 156H41V157H42ZM49 156H50V154H49ZM67 156H68V155L66 154V157H67ZM69 156H70V155H69ZM74 156H75V157H74ZM83 156H82V157H83ZM89 156L91 157L90 159H92V160L89 159ZM108 156H109V155H108ZM25 157H26V156H25ZM25 157H24V158H25ZM27 157H28V156H27ZM27 157H26V158H27ZM46 157H48V156H46ZM54 157H55V156H54ZM54 157H53L52 159H54ZM66 157H65V158H66ZM79 157H80V156H79ZM82 157H80V158H82ZM105 157H106V158H105ZM112 157H113V155H112L110 158H112ZM17 158H19V157H17ZM24 158H23V159H24ZM26 158L24 159L25 161L27 160ZM65 158L63 159L62 156H61L59 162L61 163V160H62V159H63L62 162L69 160V159H65ZM100 158H101V157H100ZM100 158H99V160H101V161H99L100 164H99V168H98V169H99V170H98L99 172H98V171H94L95 173L97 172V173L95 174V176H96L97 174H98L97 176H99V174L101 173V171H104V169H105V171H109V170H111V169H114L112 165L116 163V162L113 163V164H110V163H109V164L111 165V166H110L111 168L109 169V167H107V168L109 169V170H107V168H104V166H103V163H104V162H102V158H101V159H100ZM108 158H109V157H108ZM116 158H118V157H116ZM235 158H236V157H235ZM7 159H8V158H7ZM12 159H13V158H12ZM14 159H15V158H14ZM29 159H30V158H29ZM31 159H32V158H31ZM34 159H35V158H34ZM46 159H48V158H46ZM49 159H50V158H49ZM52 159H50V160L52 161ZM57 159H58V158H57ZM57 159H56V160H57ZM88 159L90 160L89 162H88ZM114 159H115V157H114ZM8 160H9V159H8ZM15 160H16V159H15ZM21 160H22V159H21ZM56 160L54 159L55 162H56ZM118 160H119V159H118ZM118 160H117V163H119ZM233 160H234V161H233ZM25 161H23V162L25 163ZM29 161L31 162V160H29ZM48 161H49V160H48ZM69 161H71V160H69ZM106 161H107V160H106ZM114 161H115V160H113V162H114ZM11 162H12V161H11ZM19 162H20V160H19ZM30 162H29V163L26 162V163L29 165V167H30ZM33 162H34V161H33ZM52 162H53V161H52ZM52 162H50V163L53 164ZM59 162H58V164H59ZM75 162H76V161H75ZM75 162H74V163H75ZM79 162H80V159H79ZM87 162H88V163H87ZM101 162H102V163H101ZM120 162H121V161H120ZM13 163H14V162H13ZM15 163H16V162H15ZM15 163H14V167H15ZM26 163H25V165H26ZM70 163H71L70 166H72V161H71ZM74 163H73V164H74ZM76 163H77V162H76ZM80 163H84V161H81ZM80 163H77V164H78V167H80V168L75 169L77 166H76L75 168L72 167L73 169H75V171H78V173H79L80 170H83V172L85 171L84 173H86V169H81V167H82V168H88V167H94V166H95V165L92 166V165H93L92 162H91L90 164H88V165H86V164H85V165L81 164V165H83V166H80ZM97 163H96V164H97ZM7 164H8V163H7ZM19 164H20V163H19ZM21 164H23V163H21ZM48 164H49V162L47 163V165H48ZM67 164L69 165V163H67ZM77 164H75V165H77ZM94 164H95V163H94ZM104 164H105V163H104ZM17 165H18V161H17ZM49 165H50V164H49ZM49 165H48V166H49ZM89 165H90V166H89ZM105 165H106V164H105ZM117 165H118V164H117ZM117 165H116L115 168H117ZM119 165H120V163H119ZM119 165H118V167H119ZM191 165H192V163H191ZM193 165H195V164L193 163ZM31 166H33L32 163H31ZM85 166H88V167H85ZM130 166H131V165H130ZM213 166H214V165H213ZM11 167H12V166H11ZM16 167H18V166H16ZM16 167H15V168H16ZM21 167H22V166H21ZM97 167H98V164H97ZM105 167H106V166H105ZM19 168H20V166H19ZM19 168H16V169H19ZM30 168H31V167H30ZM54 168H55V167H54ZM61 168H63V166H61ZM61 168H59V166L57 165V170L60 169V171L58 170V171H59L58 173H60V172L62 171ZM72 168H71V169H72ZM130 168H131V167H130ZM52 169H53V168H52ZM69 169H70V168H69ZM96 169H97V168H96ZM117 169H118V168H117ZM2 170H3V169H2ZM27 170H28V169H27ZM49 170H50V169H49ZM53 170H54V169H53ZM57 170H56V171H57ZM90 170H91V171H90ZM90 170L87 171V174H88L89 171H90L91 174L93 175V177H95L94 174L92 173V171H93L94 169H91V168H90ZM122 170H123V169H122ZM193 170L195 171V169H193ZM236 170H237V171H236ZM3 171H4V170H3ZM54 171H55V170H54ZM54 171H53V172H54ZM56 171H55V173H56ZM63 171H65V172H63ZM63 171H62L63 174H64V173H66V174L68 173V174H70V175H71V174H76L74 170H73L72 173H70V170H68L69 172H67V170L63 169ZM111 171H113V170H111ZM4 172H5V171H4ZM47 172H48V171H47ZM50 172H51V171H50ZM62 172H61V174H62ZM118 172H119V171H118ZM218 172L216 171V173H218ZM9 173H10V172H9ZM48 173H49V172H48ZM58 173H56V174L54 175V177L52 176V177L54 178L53 181H55V178H56L55 176H56V175H58V178H59V174H58ZM81 173H82V171H81ZM104 173H105V172H104ZM30 174H31V173H30ZM63 174H62V175H63ZM68 174H67V175H68ZM79 174H80V173H79ZM101 174H102V173H101ZM105 174H106V173H105ZM108 174H109V173H108ZM240 174H243V173L241 172ZM62 175H61V177L66 176V175H63V176H62ZM81 175H82V174H81ZM85 175H86V174H85ZM92 175H90V173H89V175H87V177H88V176H92ZM217 175H218V174H217ZM31 176H32V175H31ZM71 176L74 177L75 175H74V176L71 175ZM83 176H84V174H83ZM120 176H121V175H120ZM242 176L244 177V175H242ZM242 176H241V178H242ZM66 177H67V176H66ZM68 177H69V175H68ZM79 177H80V176H79ZM102 177H103V176H102ZM125 177H126V176H125ZM53 178H52V179H53ZM76 178H77V176H75V179H76ZM90 178H92V177H90ZM100 178H101V177H100ZM244 178H245V177H244ZM67 179H68V178H67ZM113 179H114V178H113ZM9 180H10V179H9ZM60 180H61V181H58V180L56 181V182H59V183H56L57 187H54L56 190H58V184H59V187H61V188H62L63 185H66V184H67L66 181L64 180V177H63V179L60 178ZM63 180H64V181H63ZM69 180H71V178H70ZM73 180H74V179H73ZM79 180H80V179H79ZM90 180H91V179H90ZM237 180H238V179H237ZM51 181H52V180H51ZM53 181H52V183H53ZM103 181H104V180H103ZM117 181H118V180H117ZM62 182H64V184H60V183H62ZM126 182H127V181H126ZM129 182H130V181H129ZM217 182H218V180H217ZM253 182H254V181H253ZM65 183H66V184H65ZM242 183H246V182H242ZM248 183H249V182H248ZM254 183H255V182H254ZM54 184H55V182H54ZM112 184H113V183H112ZM123 184H124V183H123ZM219 184H220V183H219ZM222 184H223V183H222ZM226 184H225V186H226ZM232 184H233V183H232ZM232 184H231V185H232ZM238 184H239V183H238ZM246 184H247V183H246ZM249 184H250V183H249ZM251 184H253V183H251ZM256 184L259 185V183H256ZM60 185H61V186H60ZM220 185H221V184H220ZM236 185H237V184H236ZM240 185H241V183H240ZM50 186H51V185H50ZM68 186H69V184H68ZM68 186H67V187H68ZM234 186H235V185H234ZM242 186H243V184H242ZM18 187H19V186H18ZM20 187H21V186H20ZM20 187H19V188H20ZM22 187H23V186H22ZM22 187H21V188H22ZM29 187H30L29 189H28L27 187H24V188H22V189H24V190H25V189H28L29 191L31 190L30 192L32 193V187H31V185H30ZM63 187H64V186H63ZM67 187L65 186V188H63V189H66ZM69 187H70L71 190L75 188L74 186H69ZM116 187H117V186H116ZM118 187H119V186H118ZM118 187H117V188H118ZM217 187H218V186H217ZM227 187H228V186H227ZM246 187H247V186H246ZM259 187H260V186H259ZM19 188L16 187L17 190H19ZM54 188H53V189H54ZM113 188H114V187H113ZM192 188H193V187H192ZM228 188H230V187H228ZM234 188H235V187H234ZM244 188H245V187L242 188L244 191H245L246 189H248V188H245V189H244ZM249 188H250V187H249ZM22 189H20V192H21V193H22V191H23ZM34 189H35V188H34ZM59 189H60V188H59ZM231 189H232V188H231ZM236 189H237V188H236ZM236 189H235V190H236ZM242 189L240 190L241 193L243 192ZM49 190H50V188H49ZM60 190H61V192L66 191V192H64L63 194L67 193V191H68V193H71V192H72L71 190H69V188H67V190H64V191H62V189H60ZM76 190H77V192H79V194L77 193L76 196H77V195L79 196L80 193H81L82 191H81V189H80V190H79V189H75V191H76ZM232 190H233V189H232ZM250 190H251V189H250ZM262 190H263V189H262ZM3 191H4V190H3ZM26 191H27V190H26ZM29 191H27V193H28ZM33 191H34V190H33ZM53 191H54V190H51L50 192H53ZM69 191H71V192H69ZM75 191L73 190L72 193H74ZM191 191H192V190H191ZM227 191H231V190H227ZM257 191L260 192L259 189H258ZM5 192H6V191H5ZM30 192H29V193H30ZM46 192H47V191H46ZM48 192H49V191H48ZM84 192H86V191H84ZM84 192H82V193L84 194ZM198 192H199V191H198ZM225 192H226V191H225ZM234 192H236V191H234ZM237 192H238V191H237ZM237 192H236V193H237ZM246 192H247V190H246ZM248 192H249V190H248ZM252 192H253V191H252ZM254 192H256V191H254ZM254 192H253L252 194H254ZM3 193H4V192H3ZM3 193H2V195H4ZM6 193H7V192H6ZM6 193H5V195L8 196V194H6ZM23 193H26V192H23ZM29 193H28V194H29ZM55 193H56V191H55ZM57 193H58V192H57ZM68 193H67V194H68ZM72 193H71V195H72ZM82 193H81V194H82ZM257 193H258V192H257ZM263 193H264V192H263ZM58 194L60 195V193H58ZM63 194L61 193V196H60V197L64 198V197L62 196ZM83 194L80 196V198L83 196ZM86 194H87V195H86ZM86 194H85L86 196H85V197L83 196L84 198L82 197V199H85V198L88 196V193H87V192H86ZM89 194H90V193H89ZM95 194H97V193H95ZM104 194H105V193H104ZM234 194H235V193H234ZM9 195H10V194H9ZM56 195H57V194H56ZM65 195H66V194H65ZM69 195H70V194H69ZM71 195H70L69 199L72 197ZM73 195H75V193H74ZM90 195H91V194H90ZM90 195H89V196H90ZM97 195H98V194H97ZM226 195H227V194H226ZM229 195H230V194H229ZM7 196H3V198H5V197H7ZM66 196H68V195H66ZM76 196H73V197L76 198V199L74 198L75 200H77V198L80 199L78 196H77V197H76ZM89 196H88V197H89ZM249 196H250V195H249ZM252 196H254V195H252ZM90 197H91V196H90ZM239 197H240V196H239ZM247 197H248V196H247ZM13 198H14V197H13ZM65 198H66V197H65ZM237 198H238V197H237ZM251 198H252V197H251ZM7 199L9 200L8 197H7ZM10 199H12V197H10ZM60 199H61V198H60ZM86 199H87V198H86ZM92 199H98V197L95 195ZM92 199H91V200H92ZM104 199H105V198H104ZM104 199L102 198V200H104ZM225 199H226V198H225ZM233 199H234V198H233ZM243 199H244V197H243ZM61 200H62V199H61ZM63 200H64V199H63ZM63 200H62V201H63ZM66 200H67V199H65V201H66ZM71 200H72V199H71ZM99 200H100V198H99ZM117 200H118V198H117ZM238 200H239V199H238ZM240 200H241V199H240ZM245 200H246V199H245ZM62 201H61V202H62ZM79 201H80V200H79ZM84 201H86V200H84ZM87 201H88V200H87ZM89 201H90V198H89ZM89 201H88V203H91V201H90V202H89ZM120 201H121V200H120ZM234 201H235V200H234ZM67 202H68V200H67ZM67 202H66V204H67ZM69 202H70V200H69ZM71 202H73V200H72ZM77 202H78V201H77ZM77 202H76V203H77ZM81 202H82V201L78 202V205H77V206H76V203H72V204H71V205H73V206L71 207L72 209H71V211H70V209H68L67 214H71L72 212L75 213L74 210H76V207H78V209H79V208H81L82 206L85 207V211H86V212H87V211L90 212L91 209H89L88 207L91 206V208H92V210H93V208H94V206H95V202H96V200H93V201H92V203L94 202V203H93L94 205H93V204H91V205H87L88 207L86 206V204L83 205V203H81ZM109 202H110V201H109ZM112 202H113V201H112ZM114 202H115V201H114ZM116 202H117V201H116ZM220 202H221V205H223V206H225V205L227 204V200H224L223 198H222V200H221ZM241 202H242V201H241ZM228 203H229V202H228ZM238 203H240V202H238ZM244 203H245V202H244ZM62 204H63V203H62ZM80 204H81V205H80ZM240 204H241V203H240ZM79 205H80V207H79ZM118 205H119V202H118ZM238 205H239V204H238ZM63 206H65V205H63ZM63 206H62V208H63ZM67 206L69 207L70 204L67 205ZM92 206H93V207H92ZM114 206H115V205H114ZM243 206H244V205H243ZM243 206H241V207H243ZM60 207H61V206H60ZM68 207H67V208H68ZM84 207H82V211H83V208H84ZM96 207H97V208H96ZM99 207H100V206H99ZM233 207H234V206H233ZM236 207H237V206H236ZM239 207H240V205H239ZM87 208H88V210H87ZM116 208H117V204H116ZM220 208L222 209L223 207H220ZM225 208H226V207H225ZM228 208H229V207H228ZM231 208H232V207H231ZM245 208H246V207H245ZM245 208H244V209H245ZM63 209L65 210V208H63ZM63 209H62V210H63ZM96 209H98V206H95V208H94V210H95L94 215L96 214V215L98 216V214H100V213H98L97 211H99V210H96ZM105 209H106V208H105ZM117 209H118V208H117ZM177 209H178V208H177ZM238 209L241 210L240 208H238ZM242 209H243V208H242ZM244 209H243V211H244ZM246 209H247V208H246ZM3 210H4V209H3ZM79 210L81 211V209H79ZM113 210H114V214L116 215V213H118V216H119V212H116V213H115L116 209H113ZM222 210H223V209H222ZM222 210H221V211H222ZM226 210H227V209H226ZM247 210H248V209H247ZM58 211H59V210H58ZM85 211H83V212L85 213ZM223 211H224V210H223ZM229 211H230V210H229ZM245 211H246V210H245ZM3 212H4V211L0 212V215H1V213H3ZM7 212H8V210H7ZM69 212H70V213H69ZM83 212H82V213H83ZM239 212H240V211H239ZM247 212H248V211H247ZM4 213H5L6 215H9L8 213H6V210H5ZM9 213H10V212H9ZM59 213H60V212H59ZM222 213H223V212H222ZM224 213H225V211H224ZM57 214H58V213H57ZM108 214H109V213H108ZM114 214H112V215L114 216ZM167 214H169V213H167ZM167 214H166V215H167ZM212 214H213V213H212ZM220 214H221V213H220ZM233 214L236 216V213H235V212H234ZM246 214H248V213H246ZM6 215L3 216V217H4V218L6 219V221H7ZM58 215H59V214H58ZM75 215H77V213H76V214H73V215H70V217L74 216V217L76 218V217L78 216V215H77V216H75ZM82 215H84V214H82ZM105 215H106V214H105ZM172 215H173V214H172ZM172 215H168V216L171 218ZM223 215H224V214H223ZM226 215H228V214H226ZM231 215H232V214H231ZM67 216L69 217V215H67ZM79 216H80V215H79ZM79 216H78V218H79ZM7 217L9 218L10 215L7 216ZM11 217H12V216H11ZM11 217H10V219H11ZM21 217H22V216H21ZM21 217H20V218H21ZM70 217H69V219L65 218V219H67V220H69V221L71 220V221H70V225H68L69 223H68V221L66 220L65 222L67 223V225H66V223H64V224H65L64 227H67V226L72 227V226H74V225L78 222V218H77V219H74V218L72 217V219H71ZM81 217H82V218H81ZM116 217H117V215H116L115 218H113V219H116ZM165 217H167V216H165ZM12 218H13V217H12ZM14 218H15V217H14ZM14 218H13V220L15 221ZM17 218L19 219V217H17ZM83 218H84L83 216H80V219H79V220H82ZM100 218L103 219V217H100ZM235 218H236V217H235ZM10 219H8V220H10ZM18 219H17V220H18ZM86 219H87V218H84L83 220L85 221ZM118 219H119V218H118ZM130 219H131V218H130ZM164 219H165V218H164ZM172 219H173V218H172ZM17 220H16L15 222H17ZM88 220H89V222H90V219H88ZM88 220L85 221V222L88 223ZM105 220H106V219H105ZM105 220H104V221H105ZM168 220H169V218H168ZM19 221H20V220H19ZM19 221H18V222H19ZM102 221H103V220H101V222H102ZM115 221H116V220H115ZM117 221H118V220H117ZM132 221H134V220H132ZM85 222H84V223H85ZM97 222H100V221H97ZM97 222H95V223L90 222L92 225L87 224L89 227H88L87 225H86V226H87L89 229H90L91 226H92V228H93V225H96V226H97V224H98ZM155 222H156V221H155ZM161 222H163V220H162ZM164 222H165V221H164ZM164 222H163L162 224H160V225H163ZM166 222H167V221H166ZM9 223H10V222H9ZM82 223H83V221H82L80 224H82ZM102 223H103V222H102ZM105 223H106V224H105ZM105 223H103L102 225L104 226V224H105V226H106V225H107V221H105ZM112 223H113V222H112ZM132 223H133V222H132ZM170 223H171V222H170ZM12 224H14V223H12ZM22 224H23V223H22ZM77 224H78V223H77ZM77 224H76V225H77ZM80 224H78L77 226H79ZM10 225H11V224H10ZM14 225H15V227H16V223H15ZM14 225H12V226H14ZM19 225L22 226L20 223H19ZM19 225H18V226H19ZM110 225H112V224H110ZM166 225H167V224H166ZM61 226H63V222H62V225H61ZM80 226H81V225H80ZM80 226L77 227L79 230L81 229ZM96 226H94L93 231H94V229H95ZM114 226H115V225H114ZM7 227H8V226H7ZM22 227L25 228L24 226H22ZM51 227H52V226H51ZM51 227L49 228V229H50L49 231L52 232L53 229H54V227H53V229H51ZM58 227H60V224H59ZM81 227H82V226H81ZM83 227H85V226L83 225ZM99 227L101 228L100 223H99ZM117 227H119V226H117ZM121 227H122V226H121ZM159 227H160V226H159ZM159 227H158V228H159ZM34 228H35V227H34ZM100 228H97L98 230L96 229L95 232H92V231H91V232H92V233H100V231H103V229L99 230ZM107 228H108V226L105 228V229L107 230V232H108L109 229H107ZM109 228H110V227H109ZM115 228H116V226H115ZM119 228H120V227H119ZM154 228H155V227H154ZM29 229H30V228H29ZM29 229H28V230H29ZM35 229H36V228H35ZM58 229H59V228H58ZM58 229H56V230L58 231ZM61 229H62V230H61L60 232L58 231V232L60 233V238H61V235H62L64 232L66 233V235H67V233H68V235H69V236L67 235V237H66L67 242H68V239H69V241H70V240L73 238V237L71 236V235H72V232H73V233H77V231H78V229H76V226H75V228L72 227V232L70 231V229H69L68 227L65 228L67 232L65 231V229H64L63 227H62ZM63 229H64V230H63ZM68 229H69V230H68ZM75 229L77 230L76 232L73 231V230H75ZM85 229H86V228H85ZM85 229H84V230H85ZM89 229H88V230H89ZM112 229H114V227H113ZM116 229H118V228H116ZM156 229H157V228H156ZM156 229H155V230H156ZM159 229H160V228H159ZM159 229H158V231H159ZM161 229H162V228H161ZM165 229H166V228H165ZM19 230H22V228L20 227ZM37 230L40 231V229H37ZM42 230H43V229H42ZM59 230H60V229H59ZM81 230H83V228H82ZM86 230H87V229H86ZM91 230H92V229H91ZM114 230H115V229H114ZM114 230H113V231H114ZM120 230H121V229H119L118 231H120ZM163 230H164V229H163ZM0 231H1V230H0ZM3 231H4V229H3ZM3 231H2V232H3ZM29 231H30V230H29ZM62 231H64V232H62ZM89 231H90V230H89ZM121 231H122V230H121ZM187 231H188V230H187ZM189 231H190V230H189ZM2 232H1V233H2ZM22 232H25V231L22 230ZM26 232H27V231H26ZM26 232H25V233H26ZM36 232H37V231H36ZM41 232H42V231H41ZM69 232H70L71 234H69ZM80 232H82V233H83V232H84V233H87V231H80ZM156 232H157V231H156ZM184 232H185V231H184ZM27 233H28V232H27ZM37 233H38V232H37ZM52 233H57V232H55V229H54V231H53ZM59 233L57 234L58 236H59ZM65 233H64V234H65ZM84 233H83V234H84ZM103 233H104V231H103ZM109 233H110V232H109ZM114 233H115V231H114ZM118 233H120V232H118ZM157 233H158V232H157ZM181 233H182V232H181ZM186 233H187V232H186ZM193 233H194V232H193ZM196 233H198V232H196ZM4 234L6 235V233L3 232L2 235H1L0 237L4 236ZM64 234H63V235H64ZM83 234H82V235H83ZM8 235H10V234H8ZM8 235H7V236H8ZM55 235H56V234H55ZM55 235L52 234L53 239L57 237V236H55ZM63 235H62V238H61V242H62V239H63L64 242L66 243V240L63 238V237H64ZM66 235H65V236H66ZM86 235H87V234H86ZM96 235H97V234H96ZM101 235H102V232H101ZM183 235H184V234H183ZM192 235H193V234H192ZM192 235L190 234V236H192ZM199 235H200V234H199ZM70 236H71L72 238H71ZM83 236H84V235H83ZM181 236H182V235H181ZM194 236H195V235H194ZM11 237H12V236H11ZM84 237H85V236H84ZM196 237H197V236H196ZM2 238L6 239L7 237L5 238V236H4V237H2ZM2 238H0V239L2 240ZM8 238H10V237L8 236ZM76 238H77V235H76ZM86 238H87V237H86ZM89 238H90V237H89ZM184 238H186V236H185ZM193 238H194V237H193ZM201 238H202V237H201ZM58 239H59V238H56V239H54V240H57V241H58ZM74 239H75V237L73 238V240H74ZM101 239H102V238H101ZM118 239H119V238H118ZM155 239H156V238H155ZM163 239H165V238H163ZM181 239H182V238H181ZM1 240H0V241H1ZM59 240H60V239H59ZM84 240H85V239H84ZM87 240L89 241V239H87ZM119 240H120V239H119ZM183 240H184V239H183ZM189 240H192V241H189ZM51 241H52V240H51ZM57 241H55V243H56ZM90 241H91V240H90ZM184 241H185V240H184ZM186 241L189 242V247H190V248H192L191 246L194 247L195 244H196V243H195L194 245H190V244H192V243L194 242L193 239H188V240H187V238H186ZM186 241H185V242H186ZM196 241H197V238H196ZM196 241H195V242H196ZM198 241H199V240H198ZM203 241H204V240H203ZM72 242H73V241H72ZM82 242L85 243V241H82ZM86 242H87V241H86ZM165 242H166V239H165ZM190 242H192V243H190ZM12 243H13V242H12ZM58 243H59V241H58ZM69 243H70V244H67V243H66V244L69 245V247H70V245L72 246L71 241H70ZM73 243H74V242H73ZM167 243H168V242H167ZM170 243H171V242H170ZM176 243H177V242H176ZM179 243H180V241H179ZM183 243H184V242H183ZM198 243H199V242H198ZM200 243H201V242H200ZM38 244H39V243H38ZM56 244H57V243H56ZM62 244H64V243L62 242ZM90 244H91V243H90ZM90 244H89V242H88V245H89L90 247H92ZM117 244H118V242H117ZM117 244H116V245H117ZM186 244H187V242H186ZM58 245H59V244H58ZM98 245H100V244H98ZM184 245H185V244H184ZM197 245H199V244H196V246H197ZM51 246H52V245H51ZM62 246H63V248L65 247L64 245H62ZM95 246H96V245H95ZM196 246H195V247H196ZM57 247H58V246H57ZM66 247H67V246H66ZM74 247H75V245H74ZM93 247H94V246H93ZM195 247H194V248H195ZM72 248H73V246H72ZM96 248H97V247H96ZM117 248H118V247H117ZM39 249H40V247H39ZM70 249H71V248H70ZM95 250H96V249H95ZM119 250H120V249H119ZM193 250H195V249H193ZM57 251H59V250H57ZM67 251H69V250L67 249ZM38 252H42V251L40 250V251H38ZM77 252H78V251H77ZM77 252H75V253H77ZM68 253H69V252H68ZM75 253H74V255H75ZM78 253H79V252H78ZM82 253H83V252H82ZM84 253H85V251H84ZM28 254H29V253H28ZM30 254H31V253H30ZM30 254L28 255V256H29L28 259H29L30 264L32 263V261H33V264H35V263H36V264H40V263L43 261V260L41 261L39 258H37L38 256H36V258H35V257H31L32 255L35 256V255H34V252L32 253V255H30ZM36 255H37V254H36ZM74 255H73L74 258L78 256V254L75 255V256H74ZM83 256H84V255H83ZM24 257H25V256H24ZM24 257H23V258H24ZM40 257H41V256H40ZM79 257H80V256H79ZM84 257H85V256H84ZM86 257H88L87 259H88V261L90 262L91 260H89V259H91V258H90L91 256H90V255H86ZM86 257H85V258H86ZM30 258H33V259L35 258L36 260H32V261H30ZM74 258H73V259H74ZM82 258H83V257H81V259H82ZM2 259H3V258H2ZM41 259H42V258H41ZM64 259H65V258H64ZM68 259H69V258H68ZM76 259H78V257H77ZM81 259H80V260H81ZM22 260H23V259H22ZM71 260H72V259H71ZM78 260H79V259H78ZM24 261H25V260H24ZM24 261H23V262H24ZM40 261H41V262H40ZM86 261H87V260H86ZM74 262H75V261H74ZM80 262H81V261H80ZM91 262H92V261H91ZM91 262H90V264L93 263V262H92V263H91ZM78 263H79V262H78ZM78 263H77V264H78ZM27 264H29V263H27ZM41 264H43V262H42ZM74 264H75V263H74ZM79 264H80V263H79ZM87 264H89V263H87ZM93 264H94V263H93Z\"/></svg>",
  "mask_w": 264,
  "mask_h": 264
}]
</instances>
